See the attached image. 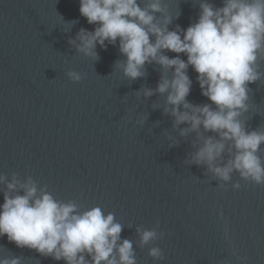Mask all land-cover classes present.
<instances>
[{"label": "water", "instance_id": "obj_1", "mask_svg": "<svg viewBox=\"0 0 264 264\" xmlns=\"http://www.w3.org/2000/svg\"><path fill=\"white\" fill-rule=\"evenodd\" d=\"M139 2L143 7L148 0ZM201 2L162 0L172 17L169 30L195 23ZM79 8V0H0V175L9 182L14 175L31 177L81 211L99 206L113 213L137 264H241V257L264 264V185L233 174L221 186L205 168L187 165L194 134L180 136L184 126L174 128L164 114L165 97L143 96V89H155L159 66L146 65L145 75L131 81L115 67L125 59L118 45H97L98 60L78 53L69 41L95 27ZM258 70L264 74V59ZM69 71L81 81L69 80ZM188 75V101L209 103L191 67ZM248 87L249 111L242 119L249 130L264 129V76ZM237 182L241 187L233 190ZM5 190L0 184V204ZM153 228L164 238L141 247L137 229ZM153 246L162 250V261L148 255ZM4 258L65 264L17 248L6 236L0 238Z\"/></svg>", "mask_w": 264, "mask_h": 264}, {"label": "clouds", "instance_id": "obj_2", "mask_svg": "<svg viewBox=\"0 0 264 264\" xmlns=\"http://www.w3.org/2000/svg\"><path fill=\"white\" fill-rule=\"evenodd\" d=\"M79 3L81 16L95 27L82 28L69 41L78 53L98 60L97 45L102 49L118 45L125 59L115 67L131 81L145 75L146 65L159 66L161 77L155 89H143V96L165 97L164 114L173 118L174 128L184 126L180 136L194 134L187 165L205 168L221 186L231 183L233 174L264 185V129L249 130L242 119L249 111L248 85L264 76L258 70V61L264 59V0H223L221 7L202 0L197 21L175 30H169L172 17L162 0H148L143 7L139 0ZM169 52L175 55L170 57ZM190 67L209 103L188 101ZM67 77L74 83L82 79L75 71L67 72ZM0 184L6 188L0 204V238L6 236L17 248L65 264H88L87 258L91 264H137L133 243L121 240L123 225L113 213L105 214L99 206L81 211L75 201L58 200L31 177L21 180L14 175L9 182L0 175ZM231 186L241 187L238 182ZM137 233L141 247L164 238L155 228L137 229ZM148 255L155 261L164 259L158 246L151 247ZM0 264L20 261L4 258ZM241 264H246V257H241Z\"/></svg>", "mask_w": 264, "mask_h": 264}]
</instances>
